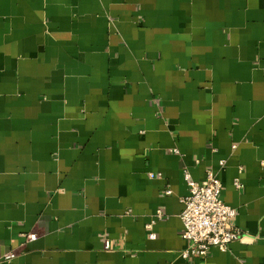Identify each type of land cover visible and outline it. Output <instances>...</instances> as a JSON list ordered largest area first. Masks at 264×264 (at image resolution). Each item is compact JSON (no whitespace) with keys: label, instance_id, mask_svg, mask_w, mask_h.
I'll return each instance as SVG.
<instances>
[{"label":"crops","instance_id":"crops-1","mask_svg":"<svg viewBox=\"0 0 264 264\" xmlns=\"http://www.w3.org/2000/svg\"><path fill=\"white\" fill-rule=\"evenodd\" d=\"M209 170L243 238L185 260ZM0 264H264V0H0Z\"/></svg>","mask_w":264,"mask_h":264},{"label":"built area","instance_id":"built-area-1","mask_svg":"<svg viewBox=\"0 0 264 264\" xmlns=\"http://www.w3.org/2000/svg\"><path fill=\"white\" fill-rule=\"evenodd\" d=\"M236 149V146L233 147ZM225 161L221 166H225ZM152 179L155 174L150 175ZM186 182L190 189V194L182 199L184 205L181 213L183 223L182 239L186 244L182 251V258L188 260L194 257H206L213 248L222 252L229 250L230 246L239 242L243 238V233L239 230L234 220L237 216V210L227 205L221 198L223 189L222 182L213 170L206 174L204 183L196 182L187 172ZM237 189L241 190L243 185L239 180L236 181ZM168 191L167 194H171ZM158 219L162 220L164 214L157 212ZM151 229V226H148ZM156 234H151L150 238L155 239ZM37 235L30 234L27 240L35 241ZM106 249H110V242H106ZM16 252L5 254L4 261L11 262L17 258Z\"/></svg>","mask_w":264,"mask_h":264}]
</instances>
